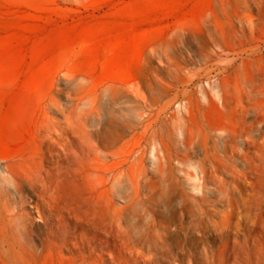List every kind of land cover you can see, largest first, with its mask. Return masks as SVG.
<instances>
[{
    "label": "rangeland",
    "instance_id": "1",
    "mask_svg": "<svg viewBox=\"0 0 264 264\" xmlns=\"http://www.w3.org/2000/svg\"><path fill=\"white\" fill-rule=\"evenodd\" d=\"M0 264H264V0H0Z\"/></svg>",
    "mask_w": 264,
    "mask_h": 264
}]
</instances>
